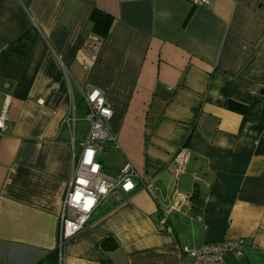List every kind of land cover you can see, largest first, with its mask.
Segmentation results:
<instances>
[{
	"label": "crops",
	"instance_id": "crops-1",
	"mask_svg": "<svg viewBox=\"0 0 264 264\" xmlns=\"http://www.w3.org/2000/svg\"><path fill=\"white\" fill-rule=\"evenodd\" d=\"M207 1L0 0V264L53 250L54 264L188 263L186 250L239 237L227 263L264 264V0ZM94 9L113 19L89 50ZM93 88L116 139L102 171L130 163L138 177L60 242L72 128L76 149Z\"/></svg>",
	"mask_w": 264,
	"mask_h": 264
},
{
	"label": "built area",
	"instance_id": "built-area-1",
	"mask_svg": "<svg viewBox=\"0 0 264 264\" xmlns=\"http://www.w3.org/2000/svg\"><path fill=\"white\" fill-rule=\"evenodd\" d=\"M192 5L206 4L207 0H187ZM97 36L92 35L86 42V49L93 50L100 44ZM93 54L90 55L91 59ZM86 111L84 120L88 123L86 134L82 136L79 150L75 149L74 128H72V144L69 156L72 161V174L69 180L59 227L60 242L75 236L88 222L91 214L99 204L108 198L120 200L122 193L135 189V179L138 174L130 163H125L119 173L112 177L102 171L97 155L107 141L116 145V139L110 130L109 120L112 110L108 105L105 94L98 88L85 92ZM7 102L0 112V129L4 128ZM73 119H67L70 122ZM91 153V156L88 154ZM189 151L184 145L180 146L173 156V163L181 170L188 159ZM131 181V187H125ZM164 221L162 218L161 222ZM242 238H232L216 242L203 243L193 250H186L185 255L191 257L188 263L176 262L169 264H228L226 254L242 255L244 248Z\"/></svg>",
	"mask_w": 264,
	"mask_h": 264
},
{
	"label": "trees",
	"instance_id": "trees-1",
	"mask_svg": "<svg viewBox=\"0 0 264 264\" xmlns=\"http://www.w3.org/2000/svg\"><path fill=\"white\" fill-rule=\"evenodd\" d=\"M112 16L101 11L98 9H94L89 17V20L91 22V30L92 34L97 36L99 39L104 38L107 35V32L109 31L111 22H112ZM261 92H264V89L261 90ZM229 108L233 110H237L238 112L244 114L247 112L248 107L246 105L236 104V103H229ZM103 246L106 247V243H103ZM56 260V251L53 250L49 252L45 257L44 260L41 262H36L34 264H54Z\"/></svg>",
	"mask_w": 264,
	"mask_h": 264
},
{
	"label": "rangeland",
	"instance_id": "rangeland-1",
	"mask_svg": "<svg viewBox=\"0 0 264 264\" xmlns=\"http://www.w3.org/2000/svg\"><path fill=\"white\" fill-rule=\"evenodd\" d=\"M85 122H86V121H85ZM84 127H85V124H84V123H83V126H82V125L79 124V121H76V129H77V133H76V135H78L79 132H80V130H81L82 128H84ZM76 139H77V138H76ZM77 140H78V139H77ZM76 149H77V150L79 149L78 141H77Z\"/></svg>",
	"mask_w": 264,
	"mask_h": 264
},
{
	"label": "clouds",
	"instance_id": "clouds-1",
	"mask_svg": "<svg viewBox=\"0 0 264 264\" xmlns=\"http://www.w3.org/2000/svg\"><path fill=\"white\" fill-rule=\"evenodd\" d=\"M0 126H2V125H0ZM131 186H132L131 181H129L128 184L125 185V187H131Z\"/></svg>",
	"mask_w": 264,
	"mask_h": 264
},
{
	"label": "snow or ice",
	"instance_id": "snow-or-ice-1",
	"mask_svg": "<svg viewBox=\"0 0 264 264\" xmlns=\"http://www.w3.org/2000/svg\"><path fill=\"white\" fill-rule=\"evenodd\" d=\"M88 155L91 156V153H89Z\"/></svg>",
	"mask_w": 264,
	"mask_h": 264
}]
</instances>
